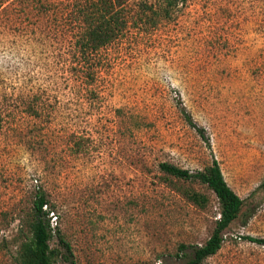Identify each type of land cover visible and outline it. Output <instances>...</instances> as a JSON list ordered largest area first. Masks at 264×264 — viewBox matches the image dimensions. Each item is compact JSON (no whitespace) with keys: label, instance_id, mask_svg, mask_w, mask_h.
<instances>
[{"label":"rangeland","instance_id":"obj_1","mask_svg":"<svg viewBox=\"0 0 264 264\" xmlns=\"http://www.w3.org/2000/svg\"><path fill=\"white\" fill-rule=\"evenodd\" d=\"M52 1L47 14L12 4L11 21L0 18V264H18L38 188L76 264H184L179 247L206 242L218 201L158 165L195 172L212 159L243 206L205 264H264V245L243 239H264V0H178L169 16L138 15L92 79L65 61L68 25Z\"/></svg>","mask_w":264,"mask_h":264},{"label":"trees","instance_id":"obj_2","mask_svg":"<svg viewBox=\"0 0 264 264\" xmlns=\"http://www.w3.org/2000/svg\"><path fill=\"white\" fill-rule=\"evenodd\" d=\"M132 0H61L60 8L65 16L67 29L64 34L65 61H80V68L87 70V78L92 79L95 68L93 61H100V53L108 46L117 42L126 34L132 25L136 24V16H145L154 20L158 16H169L176 7L178 0H163L165 5L140 0L134 7ZM136 1V0H135ZM12 4L19 7L13 8ZM8 5L12 8L8 9ZM55 2L52 0H0V18L11 21L14 11H20L27 17L33 8L41 14H47ZM62 14V15H63ZM70 26V27H69ZM179 113L186 123L199 134L201 129L195 125L190 114L183 105H177ZM158 169L163 175L176 180L197 182L211 191L219 205V218L211 235L203 245H181L179 252L185 259L184 264H205V261L215 255L224 242V231L238 218L243 201L226 183L216 159L203 170L191 172L167 162H161ZM264 190V177L259 185ZM186 198L197 206L203 207L207 199L198 192L185 193ZM49 201L43 189L38 188L34 194L29 216V238L23 242L18 251V264H76L70 244L59 231L50 225L47 209ZM58 239L59 248H51L53 237ZM244 240L257 245H264V239L245 236ZM167 264V263H160Z\"/></svg>","mask_w":264,"mask_h":264}]
</instances>
